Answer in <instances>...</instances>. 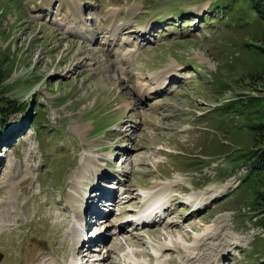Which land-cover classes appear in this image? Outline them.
Here are the masks:
<instances>
[{
    "label": "rangeland",
    "instance_id": "obj_1",
    "mask_svg": "<svg viewBox=\"0 0 264 264\" xmlns=\"http://www.w3.org/2000/svg\"><path fill=\"white\" fill-rule=\"evenodd\" d=\"M212 3L0 0L6 96L29 104L0 130V264H71L87 216L102 222L78 264H264V215L237 162L258 109L224 107L264 97L248 49L260 33ZM150 86L161 94L142 98ZM103 181L119 184L102 217ZM145 193L168 197L171 216L119 232ZM189 193L195 205H178Z\"/></svg>",
    "mask_w": 264,
    "mask_h": 264
},
{
    "label": "trees",
    "instance_id": "obj_2",
    "mask_svg": "<svg viewBox=\"0 0 264 264\" xmlns=\"http://www.w3.org/2000/svg\"><path fill=\"white\" fill-rule=\"evenodd\" d=\"M222 15L229 19L240 21L242 18H251L252 25H257L259 29L255 33H260L259 40H254L248 44V49L254 55L256 66L251 75L264 79V0H215L210 5ZM243 14H242V13ZM240 14L242 16H240ZM249 17V18H248ZM236 22V21H235ZM251 23V22H250ZM254 38V37H253ZM5 59L0 58V130L4 126V118L9 114H15L28 108L29 104L16 103L6 96V86L4 83L10 78L11 71L5 67ZM236 103H242L238 108L244 111L249 108H257V124L244 126L243 128L251 135L253 147H246L240 151L237 162L245 165L242 184L247 183L253 186V209L259 210L264 215V97H249L245 101L229 102L224 105L226 110H230ZM237 108V109H238ZM243 108V109H242ZM237 109L234 113H237ZM0 131V132H1ZM234 162L235 160L232 159ZM236 162V161H235ZM238 164V163H237ZM264 228V216L258 222Z\"/></svg>",
    "mask_w": 264,
    "mask_h": 264
},
{
    "label": "bare ground",
    "instance_id": "obj_3",
    "mask_svg": "<svg viewBox=\"0 0 264 264\" xmlns=\"http://www.w3.org/2000/svg\"><path fill=\"white\" fill-rule=\"evenodd\" d=\"M115 28V27H114ZM113 28V29H114ZM112 29V30H113ZM112 30H111V32H112ZM116 30V29H115ZM122 31V30H121ZM120 31V34L122 33ZM124 31V33L122 34L123 36L125 35V33L128 31V30H123ZM98 32V31H97ZM98 34V33H97ZM111 34V33H110ZM119 34V35H120ZM119 35H117V37L119 36ZM131 36V35H130ZM115 38V35L112 33L111 35H110V39H114ZM119 38V37H118ZM118 38H116V39H118ZM115 39V40H116ZM114 40V41H115ZM114 41H112V42H109V44L112 46V43L114 42ZM109 44H108V46H109ZM108 50H112L111 49V47H110V49H108ZM130 54V52L127 54V56L125 55V58L127 59L126 60V63H127V61H128V55ZM160 81H158L157 83H156V85H158V84H160L159 83ZM142 86H145V85H142ZM165 86V85H164ZM142 88L143 87H141L140 89H141V91H142ZM154 87H152V86H150V87H147V88H143V90L145 91V93H143V94H145V96H143L142 98H144V97H151V96H154V95H156V94H161V93H156V94H154L153 92H154ZM111 159V157H107V159L106 160H110ZM102 185V186H101ZM101 185H100V187H99V190L97 189V198H98V201H103L102 200V198L104 199V198H107L108 200H106V201H108V202H112V201H114L115 200V196L114 195H112V191L110 190L111 189V187L110 186H106V185H108V184H106V181H103L102 183H101ZM105 189V190H104ZM106 189H107V191H106ZM162 193V191L160 192V194ZM148 193H145L144 195H147ZM121 196H122V194H121ZM148 196H150V195H148ZM156 197H159V196H157V194H155V195H153V199L154 198H156ZM91 198H93V197H91ZM118 198V197H117ZM165 198V197H164ZM168 198V197H167ZM167 198H165V201L163 202V204H162V206L163 205H165L166 206V209H165V211H164V215H163V217H160V218H158L157 220H160V219H165L167 216H168V218L171 216V214H172V212L170 211V207L173 209V207H172V204H170V202H169V199H167ZM190 199H193L192 198V196H191V194L188 196V199L185 201V203H177L178 205H182V206H184V207H192L193 205H195V202L196 201H194L193 202V204H192V202H190L189 200ZM93 200H96V199H93ZM177 204H176V206H177ZM96 205V204H95ZM140 205V204H139ZM175 206V207H176ZM89 207H91V206H89ZM89 207H87V208H89ZM86 208V209H87ZM156 209H161V201L156 205V207H155ZM88 210V209H87ZM168 212V213H167ZM101 213V212H100ZM102 214V213H101ZM109 214H111V211H109ZM91 215V214H90ZM103 215H105V214H103ZM96 216H99V215H96ZM102 216V215H101ZM105 216H107V215H105ZM95 217V216H94ZM103 217V216H102ZM81 218V217H80ZM92 217L91 216H87L85 219H79V222H80V224L78 223V222H76V224H73V233L71 234V236H73L72 238L74 239V242H76V243H74L75 244V246H72L73 248H72V252H71V256H72V260H73V258L75 257L76 258V260L74 261V262H72L71 264H74L75 262V264H77V261H80L79 260V256L80 255H84V252L85 251H88L87 249H85L84 250V252H82V248H85L86 247V245H87V243H88V238H83V239H78V236L76 235V232L78 231V230H80V228L83 230H85L86 231V229L88 228V226L91 224V219ZM88 219V220H87ZM95 219H96V223H100V222H102L100 219H99V217H95ZM75 220L77 221V216H76V218H75ZM99 220V221H98ZM98 223V224H99ZM118 225V228H119V232H121L122 230H124V232L126 231V229H125V225H126V222H125V224L124 223H118L117 224ZM130 225H131V223H130ZM132 225L135 227V228H138L139 226H137V225H135V224H133L132 223ZM145 225V224H144ZM148 225H150V224H148ZM146 226V225H145ZM117 227V226H116ZM141 227H144V226H142L141 225ZM79 228V229H78ZM89 232V231H88ZM87 232V233H88ZM157 232L158 231H156V230H154L153 231V234H157ZM75 233V234H74ZM129 237H130V235H129ZM128 237V238H129ZM97 238V237H96ZM126 239L125 238V240H126V244H132V243H137V242H132V240H130V239ZM96 239H94V242L96 243V241H95ZM99 242V241H98ZM79 245V246H78ZM116 246L117 247H119L120 249H121V247L123 246L122 244H120V243H116ZM82 247V248H81ZM96 247V246H95ZM95 249V248H94ZM90 251H92V250H90ZM160 251V248H157V250H156V253H158ZM80 252H82L81 254H79ZM141 255H145V254H143V253H137V254H134L133 253V255H131L133 258H138L139 256H141ZM76 256H78V259H77V257ZM149 259H151L152 257L149 255L148 256V254L146 255ZM131 259V260H130ZM202 260V257H190V258H188L187 260H186V262H187V264H194V263H196V262H198V261H201ZM87 261L88 260H86V263H87ZM129 261L130 262H128V264H136V262L132 259V258H129ZM85 263V262H84ZM207 263H208V261H207ZM206 263V264H207Z\"/></svg>",
    "mask_w": 264,
    "mask_h": 264
},
{
    "label": "water",
    "instance_id": "obj_4",
    "mask_svg": "<svg viewBox=\"0 0 264 264\" xmlns=\"http://www.w3.org/2000/svg\"><path fill=\"white\" fill-rule=\"evenodd\" d=\"M1 258H2V255L0 254V260H1Z\"/></svg>",
    "mask_w": 264,
    "mask_h": 264
}]
</instances>
